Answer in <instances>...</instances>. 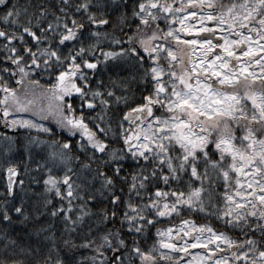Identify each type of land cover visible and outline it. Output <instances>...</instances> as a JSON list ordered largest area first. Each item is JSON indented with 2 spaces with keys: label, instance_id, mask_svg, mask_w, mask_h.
I'll return each instance as SVG.
<instances>
[{
  "label": "snow or ice",
  "instance_id": "1",
  "mask_svg": "<svg viewBox=\"0 0 264 264\" xmlns=\"http://www.w3.org/2000/svg\"><path fill=\"white\" fill-rule=\"evenodd\" d=\"M0 6V40L4 42L0 47L8 53L4 61L13 65L0 68V73L12 77L17 85L38 72L55 81L48 89L57 101L59 133L40 122L47 117L34 111L33 101L10 87L3 75L0 113L8 128L35 129L53 137L28 136L23 147L28 152L31 145L45 146V190L66 201V208L60 204L50 214L62 213L68 232V238L61 240L62 248H57L56 236L49 232L45 239L51 244L41 259L5 258L0 264H264V0H133L130 13L127 0H48L43 5L32 0H0ZM75 14L81 15L77 18ZM130 17L138 21L134 30ZM161 19L165 28L156 23ZM153 24L151 35L144 36ZM109 26L110 30H96ZM124 26L131 35L124 32ZM117 31L120 37L115 35ZM182 33H192L195 38L184 39ZM16 43L19 47L13 46ZM104 43L115 50L105 49ZM69 44L72 46L66 47ZM182 46L190 53L188 65L177 55ZM100 56L105 63L138 65L140 82L151 83V91L140 97L143 103H135L129 95V84L136 76L110 77L112 87L108 88L100 80L93 86L88 73L95 75L102 63ZM173 62L180 66L179 72L173 70ZM117 87L123 95L117 94ZM73 94H78V114ZM130 101L133 107H128ZM113 105L128 110L120 116L112 112ZM85 112L93 114L86 116ZM114 118L116 131L111 123ZM137 120L140 123L135 128L124 127ZM3 139L10 144L14 140L7 134ZM110 139L124 147L110 146ZM125 153L137 162L151 164V168L141 166L130 177H120L130 178L127 197L123 188L116 194L113 179L122 171ZM101 163H113V175L100 171ZM74 164L79 165L75 172ZM61 168L62 176L52 175L53 169ZM6 171L11 192L18 168L10 164ZM97 176L111 195L112 210L100 208L98 219L87 227L90 238L77 243L72 233L93 214L87 202L95 197L89 194L78 206L72 201L83 200L82 189ZM149 187L153 190L148 191ZM221 187L223 191H219ZM133 197L140 202L135 203ZM74 210L75 216L70 215ZM14 211L22 213V207ZM182 211L215 217L243 239L218 231L208 222L197 224L189 216L180 219L178 226L156 227L152 243L141 245L149 228L161 218L180 216ZM3 219H11L7 209ZM117 219L119 227H107ZM49 228L44 225L39 231ZM6 239L16 244L11 237ZM198 246L207 255L191 253L193 259L186 261L173 255L188 254V249ZM80 249H90L92 254L74 259L70 254ZM21 252L31 255L33 249L26 247Z\"/></svg>",
  "mask_w": 264,
  "mask_h": 264
},
{
  "label": "trees",
  "instance_id": "2",
  "mask_svg": "<svg viewBox=\"0 0 264 264\" xmlns=\"http://www.w3.org/2000/svg\"><path fill=\"white\" fill-rule=\"evenodd\" d=\"M21 3H26L27 0H20ZM71 3H77L78 0H70ZM133 0H127L128 11H131V5ZM231 0H225V3H229ZM239 2V0H237ZM33 4L43 5L48 3V0H32ZM3 8L0 6V11ZM96 9H93L95 11ZM71 11V9H70ZM77 18L81 14H75ZM51 19V17H49ZM131 29H135V24L138 22L130 17ZM161 28H165V21L163 19L157 21ZM3 25H0L2 27ZM43 26V25H42ZM155 28V24L151 27L145 29L143 35L150 36L152 30ZM88 26L85 27V32H87ZM98 31L110 30V26L108 29L104 27L97 28ZM124 32L131 35V31L128 26H124ZM116 36L120 37L121 33L117 31L115 33ZM122 38V37H121ZM28 40V43L35 47V42L30 40L27 36L25 37ZM4 42L0 40V45ZM85 43H88L86 40ZM13 46L19 47V44L16 43ZM54 46V45H53ZM69 44L66 47H71ZM105 49L112 47L115 50V46L109 45L108 43H104L102 45ZM66 51V48H65ZM8 54L6 49L0 47V68L5 66L13 67L9 62L4 61V56ZM99 56V52H97ZM146 55V54H145ZM100 60L102 63L98 65V69L95 71V75L93 76L92 72H89V76L91 78V83L93 86H96V80L103 81L104 88L112 87V80L110 77L115 78L117 80L126 79L129 76H136V81L129 84V95L132 97V101L135 103H143V100L140 98L142 94H148L151 91V83H142L140 82L141 70L138 65H135L130 62L124 61H110L103 62V57L100 56ZM161 63H164L162 60ZM145 67H148V64H145ZM173 70H179L178 64L173 62ZM3 75L4 80L8 82L10 87L17 88L18 92L22 96H26L27 99L32 100V108L34 111H40L42 115L46 116L47 119L42 120L40 122L45 123L48 127L53 128L54 131L60 132L61 130L56 126V120L59 119L57 113V101L53 97V93L48 89V85L53 84L55 81L53 78L49 76L47 73H36L31 75L30 77L25 78L24 83L17 85L13 78L8 76L7 74L0 73ZM38 80L39 84L33 85L30 84L29 81ZM79 83V81H77ZM259 87V85H257ZM144 90L142 93L141 90ZM103 90V89H102ZM116 92L118 95H123V91H121L118 87L116 88ZM74 103L73 107L76 109V113H79V99L78 94H73ZM67 99V97L65 98ZM130 101L128 107H133L134 103ZM49 105H51L52 111H49ZM99 110V109H97ZM128 109L123 105H113L112 112L119 113L120 116L123 115V112ZM66 111V109H65ZM157 114H159L158 110ZM93 113L85 112L86 116H90ZM11 117H9L10 119ZM91 124V122L89 121ZM111 123L113 124V130L116 131V118H114ZM140 123L139 120L135 121L133 124L125 123L124 127L127 128H135V124ZM145 125H142V127ZM7 134L8 137H13L14 140L11 142H6L3 139V135ZM66 133L61 134V139L64 138ZM111 135V134H110ZM28 136H39L42 139L50 140L53 137L48 136L42 131H37L35 129L27 130L23 128H8L5 125L4 118L2 113H0V232L5 233V236H0V259L5 258H15L20 259L24 258L28 261H35L41 259V257L46 254L47 248L50 246L51 241L45 239L46 236L49 235V232H52L56 236V246L57 248H62L61 240L68 238V232L64 229V220L62 218V213H58L55 217L51 216V211L53 208H59L60 204H64L66 208V201L61 197H57L55 192H47L45 190L44 180L46 179L48 173L45 171V166L43 165L44 156L46 155V149L44 145L40 147H36L35 145L29 146V151L26 152L23 145L26 143V137ZM79 139V137H77ZM109 144L112 147L123 148L124 145L122 142H113L111 139L109 140ZM6 148H11L10 151H5ZM75 151V150H74ZM77 155H81L80 152H76ZM29 155L31 159H29ZM83 158V157H82ZM103 160H107V157H102ZM40 163L42 166L37 168L36 165ZM122 171L119 174V177L113 176L115 181L114 191L117 195H120V189H124V197H127V185L131 182L130 178L128 180H122L120 177H130V174L133 171H138L141 166L145 168H151V164H145L142 160L139 162L135 161L130 154L125 153V158L120 162ZM15 165L18 168V174L14 177V183L11 192L8 189L9 176L6 171L9 165ZM79 167L78 164H74L73 171ZM95 168L96 165H93ZM115 165L113 163H101L99 165L100 171L106 173L107 175H113V168ZM64 173L61 169H53L52 175L62 176ZM76 179L75 176L72 177ZM21 181L23 183H21ZM81 184L84 181H80ZM102 177L97 176L95 181L89 183L86 189H82V194L84 199H73L74 205H79L81 203H85L87 200V196L92 194L95 197L94 201L87 202V208L93 213L88 218L85 219L84 225L79 227L76 232L72 233V236L75 238L77 243H80L83 238H90L87 234V227L92 225L94 221L98 219L99 209L106 208L108 210H112V205L109 203L111 199V195L107 192L102 186ZM157 186H162L157 184ZM61 192L65 191V187L63 184L60 185ZM153 189L149 187L148 191H152ZM219 191H223L222 187ZM135 203H139V200H136L133 197ZM50 201V203H47ZM146 202V197H145ZM221 201L219 197L216 198V203L219 204ZM15 207H22V213H16L14 211ZM4 209H7L11 219L5 221L3 219ZM39 214V215H38ZM121 213L118 212V217ZM70 215L75 216V210L70 213ZM191 216V219L195 221L197 224L208 222L212 225L213 228L218 231H226L229 232L233 237H238L243 239L238 231H234L231 229H227L223 227L222 222L217 221L215 217L206 216L204 213L200 212H184L182 211L180 216H172L170 218H161L154 227L149 228L147 233V239L141 240V245L145 244L150 245L155 238V228H165L170 226L171 224H176L178 226L180 219H185ZM44 225L50 226L48 231H39L41 227ZM102 230H104L103 225L100 226ZM108 228L119 227L118 219L117 221H113L107 224ZM63 233V236H62ZM92 235H97L95 231H93ZM125 236L129 234L127 231L124 232ZM6 237H11V239L16 241V244H9ZM5 244H8V247L5 248ZM32 248L33 254L29 255L27 252H21L22 248ZM36 249H39L37 252ZM80 254L85 256H90L92 251L90 249H80L73 255L74 259H77ZM173 255H179L182 260L184 259L183 253H173ZM136 264H139L136 261Z\"/></svg>",
  "mask_w": 264,
  "mask_h": 264
},
{
  "label": "rangeland",
  "instance_id": "3",
  "mask_svg": "<svg viewBox=\"0 0 264 264\" xmlns=\"http://www.w3.org/2000/svg\"><path fill=\"white\" fill-rule=\"evenodd\" d=\"M174 26H176V27H178L177 25H174ZM189 34H192V33H182L181 35L183 36V38L184 39H186L185 38V35H189ZM232 38H234V36L232 37ZM170 44L173 46V47H175V41H171L170 40ZM189 51H188V49L186 48V47H183L182 46V50H177V55H179V56H182L183 58H184V64L185 65H188L189 64V61H188V56H189ZM196 56H197V58L199 57V53H196ZM178 68H179V70H176L177 72H179L181 69H180V66L178 65ZM254 68H255V66H253L250 70H254ZM239 87V86H238ZM23 95V94H22ZM146 126V125H145ZM174 231H175V229H174ZM181 235H183V233L181 234ZM221 247L223 248V247H225L223 244H221ZM235 250V249H234ZM200 252H204L205 253V255H207V253H206V250H204V249H202V248H200L199 246L198 247H196V248H190V249H188V254H185V253H183V256H184V259L183 260H191V259H193V256L192 255H190L191 253H200Z\"/></svg>",
  "mask_w": 264,
  "mask_h": 264
},
{
  "label": "water",
  "instance_id": "4",
  "mask_svg": "<svg viewBox=\"0 0 264 264\" xmlns=\"http://www.w3.org/2000/svg\"><path fill=\"white\" fill-rule=\"evenodd\" d=\"M192 37H194L193 34H190V35H186V36H185L186 39H190V38H192ZM217 40H219V38H217ZM214 42H216V41H214ZM12 179H14V177H13Z\"/></svg>",
  "mask_w": 264,
  "mask_h": 264
},
{
  "label": "flooded vegetation",
  "instance_id": "5",
  "mask_svg": "<svg viewBox=\"0 0 264 264\" xmlns=\"http://www.w3.org/2000/svg\"><path fill=\"white\" fill-rule=\"evenodd\" d=\"M209 26H211L210 22H209ZM233 36H234V38H237V37L235 36V34H233Z\"/></svg>",
  "mask_w": 264,
  "mask_h": 264
}]
</instances>
